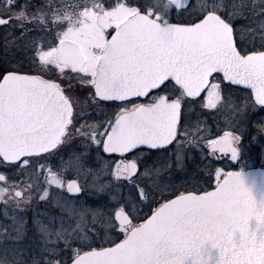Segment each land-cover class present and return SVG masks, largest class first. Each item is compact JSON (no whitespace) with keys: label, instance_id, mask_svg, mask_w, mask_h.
<instances>
[{"label":"snow or ice","instance_id":"obj_1","mask_svg":"<svg viewBox=\"0 0 264 264\" xmlns=\"http://www.w3.org/2000/svg\"><path fill=\"white\" fill-rule=\"evenodd\" d=\"M0 264H264V0H0Z\"/></svg>","mask_w":264,"mask_h":264}]
</instances>
